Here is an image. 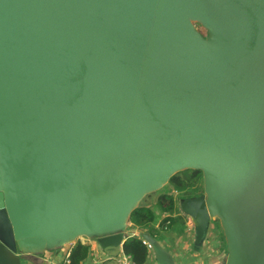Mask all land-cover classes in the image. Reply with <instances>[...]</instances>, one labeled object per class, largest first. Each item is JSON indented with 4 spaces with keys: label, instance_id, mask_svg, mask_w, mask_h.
Here are the masks:
<instances>
[{
    "label": "water",
    "instance_id": "obj_1",
    "mask_svg": "<svg viewBox=\"0 0 264 264\" xmlns=\"http://www.w3.org/2000/svg\"><path fill=\"white\" fill-rule=\"evenodd\" d=\"M184 170L193 245L216 220L223 264H264V0H0V264L79 238L116 257Z\"/></svg>",
    "mask_w": 264,
    "mask_h": 264
},
{
    "label": "crops",
    "instance_id": "obj_2",
    "mask_svg": "<svg viewBox=\"0 0 264 264\" xmlns=\"http://www.w3.org/2000/svg\"><path fill=\"white\" fill-rule=\"evenodd\" d=\"M185 222L186 219H184L181 234H177L176 232H160L156 238L153 237L167 250L168 254L172 258V263L221 264L223 255L221 253L220 241L216 239L214 231L211 230L213 232L211 233L212 236H205L201 245L195 247L193 245V233L189 230H186L188 227ZM127 227L131 231L128 235L134 234L139 237V233L146 232L145 230L136 227ZM184 232L186 234H184ZM184 236L189 238L191 245L184 239ZM77 241H79L81 244L89 246V252L81 264H119V260L122 255L121 251L116 257H109L102 251V249L94 240L79 238ZM72 244L64 245L61 248L55 250L43 251L40 254L17 253V264H63L67 261V255ZM143 264H158L154 260L153 254L149 248L147 257Z\"/></svg>",
    "mask_w": 264,
    "mask_h": 264
},
{
    "label": "trees",
    "instance_id": "obj_3",
    "mask_svg": "<svg viewBox=\"0 0 264 264\" xmlns=\"http://www.w3.org/2000/svg\"><path fill=\"white\" fill-rule=\"evenodd\" d=\"M199 171L184 170L170 177L168 182L176 189L189 188V195L196 194L200 188ZM176 201L171 194L161 193L156 197L154 208L148 206H137L129 215L130 227H136L148 232L152 237V230L160 232L182 233L183 216L175 213ZM89 252V246L76 241L70 247L67 261L63 264H81ZM121 252L126 255L132 264H143L148 253L147 246L136 235L126 236L121 245ZM224 257L222 258L223 264Z\"/></svg>",
    "mask_w": 264,
    "mask_h": 264
},
{
    "label": "rangeland",
    "instance_id": "obj_4",
    "mask_svg": "<svg viewBox=\"0 0 264 264\" xmlns=\"http://www.w3.org/2000/svg\"><path fill=\"white\" fill-rule=\"evenodd\" d=\"M201 33H204L203 29L199 28L198 26L196 27ZM181 172V171H180ZM178 173V172H177ZM200 188L197 189L195 191V193H200L201 190H202V185H201V177H200ZM191 187L189 188H182V189H174L173 186L167 181V183H165L160 189L154 191V192H151L147 195H145L138 203V206H148L150 208H154V205H155V200H156V197L161 194V193H167V194H171L174 198H175V201H176V209H175V213L183 216L182 218L183 219H186V221L188 220L186 218V216H184L183 214L180 213L179 209H178V206H177V202L179 199L183 198V197H188V196H195L196 194H191L189 195L188 193H190L188 190L190 189ZM213 222V223H212ZM186 223V222H185ZM211 225H212V228L208 229L207 233H206V236L207 237H211L213 233L211 230L214 231L215 233V237L218 241H220V246H221V253L223 255V257L225 256V245H224V240H223V236H222V233H221V230L219 228V225H218V222L216 220H213L211 221ZM131 231L129 230V228L127 227L126 228V231H125V234L124 236H127ZM152 234H154L155 236H158V233H157V230L153 229L152 231ZM190 233V232H189ZM184 234H186L184 232ZM184 239L186 241L189 242V244L191 245L190 241H189V238L185 237L184 236ZM12 256H10L11 258ZM10 258H7L5 257L6 261L9 263L10 261ZM14 259V258H13ZM122 260V255H121V258L119 261ZM18 263V262H17Z\"/></svg>",
    "mask_w": 264,
    "mask_h": 264
},
{
    "label": "built area",
    "instance_id": "obj_5",
    "mask_svg": "<svg viewBox=\"0 0 264 264\" xmlns=\"http://www.w3.org/2000/svg\"><path fill=\"white\" fill-rule=\"evenodd\" d=\"M186 225H187V231L189 230V231H191L192 232V227H191V224H190V222H189V220H187L186 221ZM127 226H130V223L128 222L127 223ZM132 235H134V234H130V235H127V236H132ZM141 239V238H140ZM141 241L148 247V245H147V243L143 240V239H141ZM122 253V252H121ZM119 264H132L131 263V261L129 260V258L126 256V255H124L123 253H122V260L121 261H119Z\"/></svg>",
    "mask_w": 264,
    "mask_h": 264
},
{
    "label": "flooded vegetation",
    "instance_id": "obj_6",
    "mask_svg": "<svg viewBox=\"0 0 264 264\" xmlns=\"http://www.w3.org/2000/svg\"><path fill=\"white\" fill-rule=\"evenodd\" d=\"M200 193H201V192H200ZM200 193H197L196 195H198V194H200ZM196 195H195V196H196ZM212 223H213V222H212ZM210 228H212L211 222H210V224H209V229H210Z\"/></svg>",
    "mask_w": 264,
    "mask_h": 264
}]
</instances>
